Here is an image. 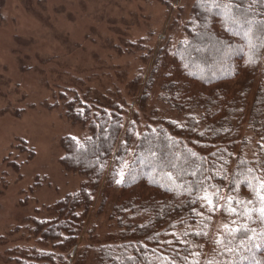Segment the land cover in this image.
I'll use <instances>...</instances> for the list:
<instances>
[{"label": "trees", "instance_id": "obj_1", "mask_svg": "<svg viewBox=\"0 0 264 264\" xmlns=\"http://www.w3.org/2000/svg\"><path fill=\"white\" fill-rule=\"evenodd\" d=\"M238 2L247 6L250 0ZM218 13L205 10L202 0H195L183 26V39L157 54L138 108L146 106L159 78L161 101L183 114V119L152 112L128 162L138 112L125 128L124 98L117 92L111 99L91 100L85 94L63 98L67 117L88 134L76 140L64 137L59 162L66 172L83 176V182L53 205V219L32 221V235L44 246L14 248L15 264H83L88 251L73 258L72 250L78 247L103 183L99 213L109 207L108 218L115 230L93 248L92 264H193L195 260L207 264L212 259L220 264H264V249L249 251L251 245L241 244L239 238L232 245L234 254H219L222 250L212 241L228 218L217 213L209 221L201 202L193 204L195 189L205 177L211 178L204 180L206 184L219 185L221 194L228 195L229 181L242 168L259 170L264 163V34H258L262 38L254 41L257 47L250 52L243 35L231 30ZM253 13L252 19L264 20V5L253 6ZM142 77L137 71L128 87L131 96ZM244 125L257 140L251 157L239 147ZM221 172L226 180L217 175ZM188 186L193 188L191 194ZM248 195L247 187L241 185V198ZM194 207L204 217L193 212ZM196 252L201 255L194 256Z\"/></svg>", "mask_w": 264, "mask_h": 264}, {"label": "rangeland", "instance_id": "obj_2", "mask_svg": "<svg viewBox=\"0 0 264 264\" xmlns=\"http://www.w3.org/2000/svg\"><path fill=\"white\" fill-rule=\"evenodd\" d=\"M194 1L0 0V264H15L16 247H43L32 221L53 219V205L83 182L59 162L64 137L88 134L67 117L65 96L111 99L117 92L127 106L125 128L138 112L127 162L152 112L182 121L161 101L159 78L146 106L138 105L159 51L183 39ZM137 71L143 79L131 96ZM256 142L244 125L239 147L247 157ZM102 186L72 250L73 258L88 251L83 264H92L93 248L115 230L109 207L99 213Z\"/></svg>", "mask_w": 264, "mask_h": 264}, {"label": "snow or ice", "instance_id": "obj_3", "mask_svg": "<svg viewBox=\"0 0 264 264\" xmlns=\"http://www.w3.org/2000/svg\"><path fill=\"white\" fill-rule=\"evenodd\" d=\"M202 5L207 11L219 10L218 14L223 16L231 30L236 31L238 35H243L248 42L250 52L254 53L257 47L254 41L262 38L258 34H264V20L256 21L251 16L254 14L253 6L264 5V0H250L247 6L238 0H202ZM71 139L76 140V137ZM190 155L195 157L197 153L191 152ZM240 164L245 165V161L241 160ZM171 166L176 167L175 164ZM166 175L170 180L175 179L171 172ZM192 175H197V172H193ZM217 175L227 179V176L222 172ZM121 176H123V172H121ZM207 179L211 178H204V180ZM204 180H201L195 189L196 199L193 200V204L197 201L201 202V208L207 209L206 219L209 221L217 213L228 218L226 222L219 225L216 238L212 241L222 250L219 254H234L236 249L232 245L238 238L241 244L247 242L251 245L249 251L258 248L264 249V163L259 164V170L247 166L242 168L239 176L229 181L230 194L228 195L221 194L219 185L206 184ZM241 185L246 186L249 191V195L243 199L240 196ZM186 190L191 194L193 188L188 186ZM192 211L196 212L198 216L204 217V212H197L195 207ZM196 234L208 235L207 232H197ZM193 255L200 256L201 253L196 252ZM241 259H247V257H241ZM172 264H175V261ZM193 264H199V261L195 260ZM207 264H220V261L212 259L208 260Z\"/></svg>", "mask_w": 264, "mask_h": 264}]
</instances>
